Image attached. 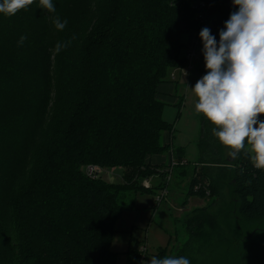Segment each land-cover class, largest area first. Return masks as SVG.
Masks as SVG:
<instances>
[{"label": "trees", "instance_id": "16d2710c", "mask_svg": "<svg viewBox=\"0 0 264 264\" xmlns=\"http://www.w3.org/2000/svg\"><path fill=\"white\" fill-rule=\"evenodd\" d=\"M76 1L52 0L55 15L62 19ZM38 4L12 16L0 13V264H119L111 241L125 200L154 194L158 186L146 182L166 178L172 168L148 161L169 151L163 134L174 133L163 119L159 86L188 65L191 31L207 27L218 43L238 6L233 0H96L99 16L93 23L82 20L78 49L62 55L64 108L48 126L55 86L51 61L45 64L40 49L55 27L53 14ZM21 36L26 39L18 46ZM201 71L204 76L208 70ZM201 122L198 161H186L176 146L172 158L198 173L187 199L209 200L212 187L217 201L224 187L229 190L223 219L231 238L211 264H264V169L253 166L247 141L233 158L214 135L216 126L203 114ZM89 166L120 167L123 181L89 176ZM219 215L210 206L193 208L177 220L186 240L178 248H159L154 257L182 256L192 264V244L209 240L215 228L207 222ZM239 217L251 226L242 234L241 226L233 230ZM132 253L126 264H146L140 249Z\"/></svg>", "mask_w": 264, "mask_h": 264}, {"label": "rangeland", "instance_id": "374dc122", "mask_svg": "<svg viewBox=\"0 0 264 264\" xmlns=\"http://www.w3.org/2000/svg\"><path fill=\"white\" fill-rule=\"evenodd\" d=\"M97 11L96 0L76 1L67 7L66 14L62 17V19H67L68 23L65 29L61 31V34L58 35L59 31L56 28H51L47 31V37L41 39V42H44L41 44V56L45 64L48 59L51 61L53 84L55 86V92L53 91L52 100L47 109L46 123L48 126L52 124L56 115L63 112L64 108L65 98L62 91L64 88L59 87V84L64 79V70L62 71L64 61H62V55L67 49L73 51L72 47L76 46L77 48V45L81 42V34L84 30L82 20L91 19L90 22L93 23L94 19L99 16L100 12L98 13ZM71 24L74 27V31L69 30ZM199 34L198 32L191 31L188 38L189 48L186 51L187 58L193 42L197 43V58L193 60L192 64L188 61L186 67L170 73L169 77L175 85V90L169 98L162 99L166 103L163 110V119L174 126V133L164 132L163 142L165 144L170 143L171 145L169 146V151L161 155L165 157L166 162L158 165H172V168H170L171 172L164 179L153 177L150 178L149 182L145 181L148 187H153V185L158 186L154 194L140 192L134 195L133 193L125 200L127 209L115 223V231L111 241L112 250L118 253L119 264H126L129 250H133L132 254L135 256L137 250L141 249L142 246L145 247V252H143L141 260L146 264H150L151 258L154 257L159 248L169 245L178 248L181 242L188 237L182 231L178 221L195 207L210 206V209L214 212L220 211V215L217 219L207 222L209 228L212 225V228H215L209 240L201 239L192 244V248L194 249L189 250V254L193 256L192 260L190 259L192 264L213 263L218 255L220 257L225 254L226 249L221 243L227 239L229 241L231 238L228 232V221L226 218L223 219L225 214L230 210L228 208L230 202V197L227 195L228 188L224 187V192H222L223 199L219 198L217 201L215 190L212 187L207 192L209 200L204 198L203 195L191 196L187 199L186 196L191 179L198 173L194 172L192 165H188L187 163L184 165V161H180L177 165L176 163L178 162L172 158V146L182 147L185 159L188 162L196 163L200 157L198 139L202 127L201 113L195 110L198 97H196L192 89L196 82L203 77L201 69L206 68L202 51L203 42ZM63 36L64 38H62ZM73 36H75V39H72ZM69 40H71V44L67 48L61 50L59 53L55 51V45L58 41L67 42ZM173 96L175 99L177 98V101L173 102L174 100H171ZM178 102H181V104L179 105ZM39 134L40 138H42V131ZM229 152L230 149H228L227 154ZM154 165L157 164L155 163ZM98 168L101 169L99 175L106 180L111 182L123 181L122 169L120 167ZM197 177L199 178V176ZM158 195L162 197L159 205L156 203ZM134 197L135 200L133 202ZM214 201L217 203L216 205ZM132 202L133 205L130 206ZM254 224L252 225L255 226ZM233 226V230L241 226L239 231L242 234L247 226L250 225L247 222L244 223L242 217H239V221L234 222Z\"/></svg>", "mask_w": 264, "mask_h": 264}, {"label": "clouds", "instance_id": "9594fccd", "mask_svg": "<svg viewBox=\"0 0 264 264\" xmlns=\"http://www.w3.org/2000/svg\"><path fill=\"white\" fill-rule=\"evenodd\" d=\"M33 3L2 0L0 13L12 16ZM233 4L238 10L220 30L218 43L209 28L200 31L208 71L192 88L198 97L195 110L216 126L213 133L232 150L230 156L235 158L247 141L253 166L264 169V121L258 119L264 115V0H233ZM37 7L53 14L52 23L58 31L65 29L68 21L55 15L52 0H39ZM25 39L21 36L18 46ZM70 44L71 40L58 41L55 51L59 53ZM150 264H189V260L182 256L152 257Z\"/></svg>", "mask_w": 264, "mask_h": 264}, {"label": "crops", "instance_id": "0c3cea01", "mask_svg": "<svg viewBox=\"0 0 264 264\" xmlns=\"http://www.w3.org/2000/svg\"><path fill=\"white\" fill-rule=\"evenodd\" d=\"M205 70H207V69L205 68ZM174 90H175V85L172 82L161 84L159 86L158 97L161 100L169 98L170 95H173ZM171 100H174L173 102H175V101H177V98L175 99V97L173 96ZM148 161L150 163H154V164L155 163L156 164H160L162 162H166L165 157H163L161 155L151 156V157L148 158Z\"/></svg>", "mask_w": 264, "mask_h": 264}, {"label": "built area", "instance_id": "2783aa9c", "mask_svg": "<svg viewBox=\"0 0 264 264\" xmlns=\"http://www.w3.org/2000/svg\"><path fill=\"white\" fill-rule=\"evenodd\" d=\"M201 4H202L203 6H205V5H206V2L203 1ZM200 18L202 19V21H205V19H204V17H203L202 15L200 16ZM196 45H197V43H194V42H193V46H192V48L189 50L188 55H187V59L190 61L191 64H192L193 60L197 58ZM100 171H101V169L98 168V166H89V167L87 168V173H88V175H89V176H92V177H97V176H99ZM161 198H162L161 195H158V198H157L158 201H160ZM140 250H141V252H145V247L142 246V248H141Z\"/></svg>", "mask_w": 264, "mask_h": 264}, {"label": "water", "instance_id": "95a60500", "mask_svg": "<svg viewBox=\"0 0 264 264\" xmlns=\"http://www.w3.org/2000/svg\"><path fill=\"white\" fill-rule=\"evenodd\" d=\"M232 160V159H231Z\"/></svg>", "mask_w": 264, "mask_h": 264}]
</instances>
